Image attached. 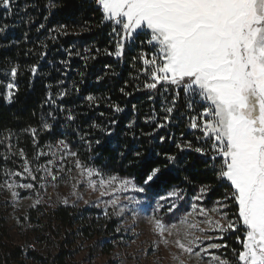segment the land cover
<instances>
[{"label":"trees","instance_id":"1","mask_svg":"<svg viewBox=\"0 0 264 264\" xmlns=\"http://www.w3.org/2000/svg\"><path fill=\"white\" fill-rule=\"evenodd\" d=\"M0 29V264H97L99 257L123 264L117 254L129 237L112 211L106 216L104 209L60 200L33 206L45 187L58 194L70 183L77 161L137 186H144L149 165L159 167L160 179L145 193L150 198L177 190L185 202L209 185L200 201L205 209L225 200L227 182L216 179L209 156L194 151L211 150L199 128L190 127L193 117L199 123L202 104L189 107V97L170 86L145 87L150 66L140 57L151 59L155 49L144 36L126 41L121 57L108 55L116 51L120 27L103 20L96 0H11L9 9L0 7ZM25 161L36 180L24 172ZM16 172L22 175H11ZM9 183L33 184L13 189L33 203L13 210ZM184 202L179 209H187ZM225 202L230 207L222 211L235 219L237 206ZM183 213L174 210L167 218ZM220 243L228 247L219 255L237 264L233 250L242 245L236 233Z\"/></svg>","mask_w":264,"mask_h":264},{"label":"snow or ice","instance_id":"2","mask_svg":"<svg viewBox=\"0 0 264 264\" xmlns=\"http://www.w3.org/2000/svg\"><path fill=\"white\" fill-rule=\"evenodd\" d=\"M96 3L102 10L103 20L120 26L116 51L108 55L121 57L125 41L134 42L144 36L145 42L155 49L151 59L146 54L140 57L146 67L150 66L151 82L145 87L156 89L162 84L166 91L169 86L177 90V95L182 91L191 101L189 107L199 97L203 107L199 116L202 123L193 117L190 127L199 128L202 138L210 142L211 150L196 147L194 151L210 157L216 179L222 186L227 182L230 188L225 200L217 201L218 207L210 210L218 219H211L209 210L198 208L193 203L192 211L187 212L179 225L169 227L159 217H151L154 231L163 237L165 233L171 236L175 230L178 237L175 245L183 253L194 254L197 258L202 253L207 254L209 248L228 247L224 243H211L205 248L202 247L203 241L223 240L225 233H236V239L242 245L241 250H233L237 264H264V0H96ZM10 6L11 0H0V7L7 10ZM31 71L35 74L37 68L33 67ZM16 75L17 69L13 68L11 76L15 78ZM12 87V84L8 85L9 89ZM6 99L12 102L11 92ZM87 99L92 101L93 97ZM116 110L121 111L119 108ZM172 110L166 109L169 114ZM32 131L35 133V129ZM177 147L183 150L184 146ZM186 147L191 148V144ZM167 160L175 163L176 157L168 156ZM76 163L78 168H82V175L86 173L89 186L97 190V182L92 177L100 173L83 168L79 161ZM24 172L36 180L27 161ZM160 173L159 167L149 165L142 181L144 186H137L126 179L117 181L116 177L101 178L98 181L100 196L109 195V189L151 194ZM11 175L22 174L16 172ZM49 175L52 180L56 179L54 174ZM7 186L10 190L33 188L31 183H9ZM209 188V185L202 186L194 199L201 201ZM12 196L17 198L18 193L13 190ZM170 198L175 200L167 207L168 213L184 211L176 203L183 198L177 190L168 196L160 195L154 211L165 208L160 201H169ZM129 199L135 200L134 197ZM225 201L237 206L235 219L222 211L230 207V203ZM64 202L67 203L66 200ZM40 203L41 199L37 198L33 206ZM108 203L115 208L117 199ZM124 211L125 207H121L118 214ZM133 212L135 214L136 210ZM195 214L205 217L203 223L206 228L199 227L198 223H186L187 217ZM105 215H108L107 211ZM195 229L200 234L193 231ZM208 231L218 235H204ZM163 243L167 245L168 240H163ZM197 248L200 251H194ZM213 262L232 264L219 255H212L208 261L200 260V264Z\"/></svg>","mask_w":264,"mask_h":264},{"label":"rangeland","instance_id":"3","mask_svg":"<svg viewBox=\"0 0 264 264\" xmlns=\"http://www.w3.org/2000/svg\"><path fill=\"white\" fill-rule=\"evenodd\" d=\"M111 23L114 24V22ZM196 101L202 104L199 97L196 98ZM199 123H202V121L199 120ZM101 178L105 180L109 179L101 175H94L92 180L97 182V190H93L88 184L86 173L82 175V168L77 167L72 173L70 183L61 189L60 193L57 194L56 191L49 186L45 187L43 195L40 198L41 202L51 206L56 200H60L63 203H65L64 201L66 200V204L76 205L78 207H97L104 209L105 211H112L116 216L120 217L122 219V231L129 237L128 244L119 250L117 254V259L123 264H200V260L208 261L212 255H219L218 252L221 248H209L208 253H202L200 258H197L194 254L190 256L187 253H183L174 243L178 238L175 230H173L171 236L165 233V235L161 237L154 231L153 224L150 222V218L156 216L169 227L172 224L179 225L180 220L186 217L187 212L192 211L191 205L193 203H195L198 208H204L200 201H197L194 198H189V200H186L185 202L183 201V198L177 200L176 203L178 206L184 202L187 205V209L184 210L183 214L167 218L168 215L174 213H168L166 209L175 198H170L169 201H160V203L165 204V208L160 209L159 211H154L158 197L150 198L145 193L133 192L131 190L121 192L109 189L110 194L101 197L98 184V181ZM119 180L125 179H117V181ZM115 187L116 186L113 185V188ZM22 190L26 189L22 188ZM12 191L13 190L8 189L10 199L12 200L13 210L22 209L35 202V200L32 202V200L22 198L20 194H18L17 198H13ZM164 196H168V194ZM129 197H134L135 200L129 199ZM113 199H117V205L115 208L111 207L108 203ZM85 201H87V203H85ZM149 201H151V207H149ZM121 207H125V211L122 214H118ZM133 209L136 210L135 214ZM206 210H209L208 216L211 219H218L216 213L210 211L211 209ZM204 219V216L195 214L192 217H187L186 223H198L199 227L206 228L207 225L203 223ZM193 231L200 234L198 229ZM181 233H183V228H181ZM204 235L215 236L218 235V233L208 231L205 232ZM165 239L168 240L167 245L163 243V240ZM220 241L221 240H205L202 243V247L207 248L211 243H220ZM194 251H200V249L197 248L194 249ZM83 255L84 254H82V256ZM105 260V258L99 257L96 262L97 264H104ZM87 261L88 260H85V263H88ZM213 264H215V262H213Z\"/></svg>","mask_w":264,"mask_h":264}]
</instances>
